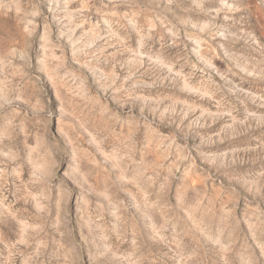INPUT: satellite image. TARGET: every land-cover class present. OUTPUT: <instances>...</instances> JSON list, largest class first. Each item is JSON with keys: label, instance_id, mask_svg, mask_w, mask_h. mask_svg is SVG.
I'll list each match as a JSON object with an SVG mask.
<instances>
[{"label": "rangeland", "instance_id": "rangeland-1", "mask_svg": "<svg viewBox=\"0 0 264 264\" xmlns=\"http://www.w3.org/2000/svg\"><path fill=\"white\" fill-rule=\"evenodd\" d=\"M0 264H264V0H0Z\"/></svg>", "mask_w": 264, "mask_h": 264}]
</instances>
